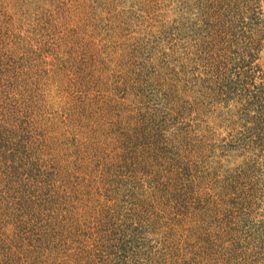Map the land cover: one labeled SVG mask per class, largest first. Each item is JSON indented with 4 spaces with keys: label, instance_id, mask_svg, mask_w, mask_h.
Returning <instances> with one entry per match:
<instances>
[{
    "label": "trees",
    "instance_id": "16d2710c",
    "mask_svg": "<svg viewBox=\"0 0 264 264\" xmlns=\"http://www.w3.org/2000/svg\"><path fill=\"white\" fill-rule=\"evenodd\" d=\"M241 7L194 30L174 75L145 79L123 144L68 161L72 190L50 172L35 119L0 102V264H264V183H253L264 175V0ZM12 71L0 66V99ZM210 109L229 129L230 164L243 158L224 180L200 114Z\"/></svg>",
    "mask_w": 264,
    "mask_h": 264
},
{
    "label": "rangeland",
    "instance_id": "374dc122",
    "mask_svg": "<svg viewBox=\"0 0 264 264\" xmlns=\"http://www.w3.org/2000/svg\"><path fill=\"white\" fill-rule=\"evenodd\" d=\"M241 2L0 0V66L15 68L0 102L18 109L23 123L35 119L34 131L53 148L50 172L58 174V185L72 190L76 181L69 183L65 176L68 161L96 146L123 144L121 135L132 132L129 126L137 124L132 118L147 102L138 92L145 79L160 72L174 75L171 69L192 40H198L194 30L215 25L216 20L226 23L229 11L237 12L235 18L241 16ZM125 82L133 91L125 89ZM211 112L200 114L209 113L204 118L214 126L212 166L220 162L217 176L224 180L225 171L235 170L243 158L230 164L232 158L223 149V138L230 142L229 129ZM193 116L190 120L197 124ZM256 174L253 183H264V175ZM7 176L1 168L0 177ZM63 186L56 189L59 202Z\"/></svg>",
    "mask_w": 264,
    "mask_h": 264
}]
</instances>
